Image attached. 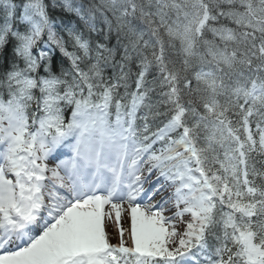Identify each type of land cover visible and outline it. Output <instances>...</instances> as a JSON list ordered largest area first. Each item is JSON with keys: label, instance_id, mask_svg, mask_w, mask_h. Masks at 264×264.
<instances>
[{"label": "snow or ice", "instance_id": "6c2138e0", "mask_svg": "<svg viewBox=\"0 0 264 264\" xmlns=\"http://www.w3.org/2000/svg\"><path fill=\"white\" fill-rule=\"evenodd\" d=\"M0 264H264V0H0Z\"/></svg>", "mask_w": 264, "mask_h": 264}]
</instances>
